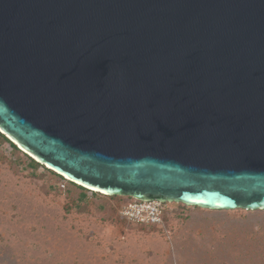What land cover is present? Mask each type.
Here are the masks:
<instances>
[{"label": "water", "instance_id": "95a60500", "mask_svg": "<svg viewBox=\"0 0 264 264\" xmlns=\"http://www.w3.org/2000/svg\"><path fill=\"white\" fill-rule=\"evenodd\" d=\"M0 130L107 195L264 209V0H0Z\"/></svg>", "mask_w": 264, "mask_h": 264}, {"label": "rangeland", "instance_id": "374dc122", "mask_svg": "<svg viewBox=\"0 0 264 264\" xmlns=\"http://www.w3.org/2000/svg\"><path fill=\"white\" fill-rule=\"evenodd\" d=\"M81 191L0 136V264H264V209L167 201L148 225Z\"/></svg>", "mask_w": 264, "mask_h": 264}, {"label": "built area", "instance_id": "2783aa9c", "mask_svg": "<svg viewBox=\"0 0 264 264\" xmlns=\"http://www.w3.org/2000/svg\"><path fill=\"white\" fill-rule=\"evenodd\" d=\"M132 199L126 201L119 208V212L132 222L145 224H160L163 222V208L165 200L158 198H138L131 196Z\"/></svg>", "mask_w": 264, "mask_h": 264}, {"label": "trees", "instance_id": "16d2710c", "mask_svg": "<svg viewBox=\"0 0 264 264\" xmlns=\"http://www.w3.org/2000/svg\"><path fill=\"white\" fill-rule=\"evenodd\" d=\"M0 136H2L11 146H12V148H14V149H16V150H18V151H22V149H20L13 141H11L4 133H2L1 131H0ZM30 164L32 165V166H34V167H37V166H45V164H42V163H40V162H38L37 160H35L33 157H31L30 156ZM52 173H54V174H56V175H58V176H60L61 178H63V176L62 175H60L59 173H57L56 171H54L53 169H50V168H48ZM70 183H72V184H76L79 188H81L82 189V191H81V195H85V192L84 191H86V190H90V189H88V188H86V187H84V186H82V185H80V184H77L76 182H74V181H71V180H68ZM91 191V193H100V194H103V193H101V192H97V191H93V190H90ZM103 195H107V194H103ZM114 196H121V195H114Z\"/></svg>", "mask_w": 264, "mask_h": 264}, {"label": "clouds", "instance_id": "9594fccd", "mask_svg": "<svg viewBox=\"0 0 264 264\" xmlns=\"http://www.w3.org/2000/svg\"><path fill=\"white\" fill-rule=\"evenodd\" d=\"M1 131V130H0ZM2 132V131H1ZM7 136V135H6ZM8 137V136H7ZM9 138V137H8ZM10 139V138H9ZM11 140V139H10ZM11 141H13V140H11ZM14 142V141H13ZM15 143V142H14ZM17 146H18V144L17 143H15ZM20 149H22L20 146H18ZM23 150V149H22ZM24 151V150H23ZM27 153V152H26ZM27 154H29V153H27ZM30 155V154H29ZM31 156V155H30ZM32 157V156H31ZM34 158V157H33ZM35 159V158H34ZM36 160V159H35ZM49 168V167H48ZM51 169V168H50ZM55 171V170H54ZM57 172V171H56ZM58 173V172H57ZM60 174V173H59ZM60 175H62L63 177H65L67 180H71V181H73L71 178H69V177H67V176H65V175H63V174H60ZM74 182H76V181H74ZM77 184H80V183H78V182H76ZM80 185H82V184H80ZM82 186H84V187H86V188H88V189H90V190H93L92 188H89L88 186H85V185H82ZM93 191H96V190H93ZM97 192H99V191H97ZM102 193V192H101Z\"/></svg>", "mask_w": 264, "mask_h": 264}, {"label": "bare ground", "instance_id": "6f19581e", "mask_svg": "<svg viewBox=\"0 0 264 264\" xmlns=\"http://www.w3.org/2000/svg\"><path fill=\"white\" fill-rule=\"evenodd\" d=\"M89 188H91V187H89ZM92 189H93V190H96V191H99L97 188H93V187H92ZM99 192H100V191H99ZM101 192H102V190H101ZM103 192H105V191H103ZM103 192H102V193H103ZM103 194H107V192H106V193H103Z\"/></svg>", "mask_w": 264, "mask_h": 264}]
</instances>
